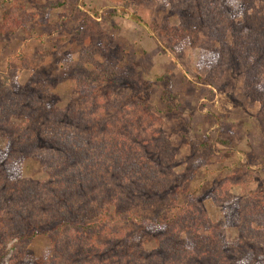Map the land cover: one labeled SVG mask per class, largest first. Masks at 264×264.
<instances>
[{
	"label": "rangeland",
	"instance_id": "rangeland-1",
	"mask_svg": "<svg viewBox=\"0 0 264 264\" xmlns=\"http://www.w3.org/2000/svg\"><path fill=\"white\" fill-rule=\"evenodd\" d=\"M129 1L130 10L122 0H0V107H7L0 118V160L6 159V167L13 163L10 173L0 171V234L8 241L1 264L18 259L41 264L49 255V235L38 231L16 248L13 235L17 230L28 234L31 222L46 228L52 191L65 187L61 167L51 159L56 150L22 149L12 155L7 136L19 128L24 135L31 118L17 107L27 96L17 95L22 89L38 94L32 112L49 104L68 120L94 121L92 134L108 143L100 151L86 145L98 162L84 155L80 181L91 188L87 206L90 198L99 200L83 212L77 195L75 212L83 220L74 218L71 224L92 225L102 218L109 223L95 241L82 244L74 234L63 235L56 264L88 244L116 250L105 264H121L123 253L133 264L140 258L142 264H191L198 255L194 235L182 232L176 245L180 253L167 249L169 255L157 237V223L164 229L171 213L187 207L192 215L173 229L186 225L189 232V224L191 233L210 246L209 262L234 264L226 251H243L247 257L238 264H264V55L247 70L244 59L224 54L221 43L208 38L207 29H185L180 12L188 0ZM245 2H236L238 20L252 2L263 13L264 0ZM259 33L264 36V29ZM145 136L149 143L143 145ZM149 178L160 181L158 197L155 191L138 194L133 186L139 179L150 185ZM119 198H125L123 209L116 206ZM129 211L147 217V226L118 224ZM96 212L98 217L91 218ZM194 222L202 224L197 231Z\"/></svg>",
	"mask_w": 264,
	"mask_h": 264
},
{
	"label": "trees",
	"instance_id": "trees-1",
	"mask_svg": "<svg viewBox=\"0 0 264 264\" xmlns=\"http://www.w3.org/2000/svg\"><path fill=\"white\" fill-rule=\"evenodd\" d=\"M122 1L124 3L123 7L126 10H130L129 8L134 7L129 0ZM237 1H239V3H246L245 0H203L202 4L200 0H188L189 5L185 9L182 8L180 15L182 17L184 25L183 27L185 29L193 30L192 32L194 33L197 31L199 32L203 29H207L208 38H214L219 43H221L219 45H221V51L224 52V54H232L234 56H238V58H240L241 60L244 59L242 60V63L248 70L252 64H255L259 56L264 55V39L262 38L264 36H260L262 34L259 33V29H264V9L263 13L257 12L256 8H253L254 4L252 2V4H250L248 8L243 10L242 19L238 20L237 17L239 15V12H237V9H240V5L236 4ZM190 2L193 3L190 4ZM231 5H237L238 7L234 8V10L231 11ZM251 11H255L256 13H253ZM226 13L230 14L232 18L226 16ZM133 17H137V20L142 21L141 17L136 11H134ZM247 29L250 30V33H248ZM213 48L215 51L217 50V47L215 45ZM243 51H245L246 53ZM258 65L259 62H257V66ZM252 92L254 93V91ZM17 95H27L22 96V104L19 102L17 104V107L20 108L21 112H28V114L31 115V118H29L27 122L28 130H26L24 135L21 134L22 129L19 128L16 133L12 132L14 134L7 136L9 137V141L12 143L10 145V148H12V155H20V153H22V149H24V151H26L27 153H30L31 151L37 149L56 150L58 154L54 157H52L53 154H51L50 156L52 157L51 159L56 161V165H60L61 167L59 168L57 166L58 171L61 175V180L63 183H65V187H61L59 190L52 191L55 195L52 199L53 204H51L53 214L48 219L44 220L46 228L42 226V222H31L30 224L28 223L29 228H31L30 230L33 231L32 234L30 233L29 229L27 230L28 234H25L23 231L17 230L13 235V237L16 238L17 243L12 245V247L16 248V245L19 246L23 243H27L30 239H32V237H34V234L40 231L42 234L49 235L52 243V248L49 255L44 257V259L41 258V264H56V260L58 261V258L62 256V247L58 243L65 241L63 235L69 233L74 234L76 235V239H83L82 244L86 243V239L95 241L94 238L98 237L99 232L102 230V228L107 227L109 223L104 218H102L101 222L92 225H83L82 223L76 225L71 224L74 218L83 220L82 214H80V216H76L75 212L77 206L74 205V199L77 195H79L77 200L79 202L78 207L83 212L92 211L95 206L94 200H99V198H90L93 201L87 206L86 201L89 199L87 197L90 196L91 188L89 186L86 187L80 181V179H82V173L86 171V167L81 168L82 166H79L80 161L83 159L84 155L87 158H93L92 155L88 153L86 145H90L93 147L95 146V148L100 151V148H102V146H106L108 143L105 140L100 142L97 136L92 134V128H97V126L94 125V121L87 123V125L81 120L74 121L76 118H73L74 120H68V117H65L64 114H59V111H57V109L55 110L52 105L49 108V104H45V106H38L32 112V110L30 109L34 107L32 99L34 98V96L38 97V94L36 92L30 93V91L22 89L17 93ZM169 96L173 97V94H169ZM262 96H264V94H262ZM143 106H146V108H148V106L145 104ZM47 107L48 109L47 111H45V108ZM6 109V106L0 107V118L3 115V112L6 111ZM42 123H44V128H42ZM6 125L8 126V129L12 128L9 124ZM109 127L110 125L108 124V128ZM12 130L14 129H10V131ZM82 131H85L86 134L82 135ZM148 143L149 137L145 136L142 139V144L145 145ZM1 154L3 153L0 152V155ZM103 157L107 159L109 158V154L104 152ZM5 160H0V171L3 170L2 168H4L6 172L10 173L13 163L11 166L6 167L4 164ZM9 162L10 160L8 159L6 163ZM91 162L93 164H96L98 161L94 157ZM87 171L91 172L92 170ZM155 175L157 176L156 173ZM153 179L154 178H149V182H151ZM159 184V180L157 183L151 182L150 185H147L139 179V182H135L133 186L137 188L138 194H140V191L145 192V190L151 193L155 191L156 196L158 197V191L160 189ZM123 188H125V186ZM131 188L134 187H126L127 190ZM144 195H148V193H145ZM67 197L73 198L70 199ZM81 199L84 201V205L82 204ZM124 200L125 198H119L116 206L123 209L126 205V202ZM67 201L70 202L67 203ZM188 202L192 203L191 200L186 199V203ZM60 205L64 207L62 208V210L58 208V206ZM99 210L100 209H98L97 211ZM192 210L187 207L184 208L181 212L178 211L171 213V217L165 220L166 226L164 227V229L161 228L162 230L158 226V224L160 223H157V228L159 229V231H161L157 236L159 238L158 241L160 243V248L162 249V252L166 254L167 249H170L171 253L179 254L180 251L176 249V245L180 240V234L182 232H185L189 234V236H195V249L197 250L198 255L197 258H194L192 261H190L191 264H212V262H209L207 257L209 252L208 249L210 246H208L207 244L203 245V243H205L203 237L198 236L196 233H191L189 224L187 227L189 229V232L184 230V228H186V225L183 229H173L175 225L182 224L186 217L192 215ZM97 213L98 212H96V214L94 213L93 216L90 217L97 218ZM101 215L103 217L107 214L103 213ZM121 217H123V219L122 221H119L118 224H121L122 227L132 225L135 226L138 223H142L141 225L144 227L147 226L148 218L145 216L141 217V215H135L132 213V211L125 212L121 215ZM199 221L202 223L205 221V218H201V220ZM48 225L50 226V228L48 227ZM201 225L202 224H197L196 222H194V230L197 231L198 227H201ZM5 238L6 235L3 236L0 234V264L8 253L6 248V243L8 241H5ZM78 249L79 250H76L77 253L74 254L71 258L65 259L63 261V264H67L68 262L71 264L74 260L76 262H79V264H99V261L102 262L100 264H105L106 259L109 256L114 257L117 254L116 250H109L104 248L101 249L99 248V246L93 244H88L87 248L78 246ZM196 250L194 251L196 252ZM226 253L232 255L233 258H230L228 261H232L234 264H238L239 261L245 260V257H247L246 254H243V251H236L234 255L227 251ZM121 255V264H133V260H131L129 256H125L124 253ZM167 255H169V252ZM13 256L14 253L11 258ZM140 259L142 260V258ZM140 259L139 262L134 261V264H142ZM253 259L254 256H249L248 260L253 261ZM20 260L21 259H18L15 264H21Z\"/></svg>",
	"mask_w": 264,
	"mask_h": 264
}]
</instances>
